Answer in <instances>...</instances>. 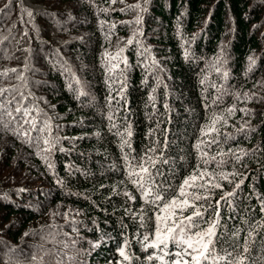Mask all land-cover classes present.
<instances>
[{
	"label": "trees",
	"instance_id": "trees-1",
	"mask_svg": "<svg viewBox=\"0 0 264 264\" xmlns=\"http://www.w3.org/2000/svg\"><path fill=\"white\" fill-rule=\"evenodd\" d=\"M157 192L264 264V0H0V264H172Z\"/></svg>",
	"mask_w": 264,
	"mask_h": 264
},
{
	"label": "snow or ice",
	"instance_id": "snow-or-ice-1",
	"mask_svg": "<svg viewBox=\"0 0 264 264\" xmlns=\"http://www.w3.org/2000/svg\"><path fill=\"white\" fill-rule=\"evenodd\" d=\"M16 111L20 112L21 109L17 108ZM25 122L27 123V121ZM45 143H47V141H45ZM139 168L140 172L145 174L144 176H140V180L143 181V183L140 184L141 189H144L145 185L148 183L154 184L152 174L149 173L148 168L143 164L139 165ZM134 174L139 175V173ZM203 175H205V173H200L201 177ZM196 179V175H192L187 179H184L182 185L179 188V194L181 197L187 195L185 192V188L193 186V182ZM201 187H203V185H201ZM215 187H220V185L217 184L215 185ZM143 194L145 196L151 195V189L144 191ZM230 195H232V193H226L225 196L222 197V199H225ZM194 198L197 200L201 199L200 196H195ZM156 201L161 202L160 210L162 212H168L169 216L162 218L158 215L156 217L158 225L155 233L156 239L154 242V246L166 249L169 243L175 245L179 250L174 253L176 259L172 262V264H208V261L210 259L213 261V264H215L217 260L225 259V257H219L214 254L215 245L213 237L216 236L217 227V223L215 221L211 222L206 229H199L194 231V229L198 228L194 217H200L203 214L198 207L190 204L188 199L185 198L178 201L175 197H173L169 200H166L165 195L162 192H157L154 198V202ZM188 207H192L195 209L193 214L183 217V219L177 220V214H182ZM169 219H171L170 225L168 224ZM159 222H163L165 224V230H161V228L159 227ZM145 239L147 240L148 238L145 237ZM121 255H124L123 251L121 252ZM229 255L231 254L229 253ZM228 264H243V262L242 260H229Z\"/></svg>",
	"mask_w": 264,
	"mask_h": 264
},
{
	"label": "bare ground",
	"instance_id": "bare-ground-1",
	"mask_svg": "<svg viewBox=\"0 0 264 264\" xmlns=\"http://www.w3.org/2000/svg\"><path fill=\"white\" fill-rule=\"evenodd\" d=\"M178 250V249H177Z\"/></svg>",
	"mask_w": 264,
	"mask_h": 264
}]
</instances>
